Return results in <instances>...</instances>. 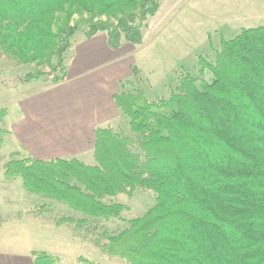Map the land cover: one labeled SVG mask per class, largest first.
Masks as SVG:
<instances>
[{
    "label": "trees",
    "instance_id": "1",
    "mask_svg": "<svg viewBox=\"0 0 264 264\" xmlns=\"http://www.w3.org/2000/svg\"><path fill=\"white\" fill-rule=\"evenodd\" d=\"M161 2L0 0V48L20 64L59 70L58 84L67 79L64 55L78 31L88 40L106 34L113 50L140 46ZM78 13L89 15L85 31L71 26ZM197 69L198 77L181 69L166 98L153 100L127 82L131 91L113 99L137 137L98 128L94 165L13 160L5 180L20 179L27 193L81 215L79 227L121 220L128 208L115 198L152 192L155 205L143 217L119 235H102V254L127 264H264V28L223 36L214 59L199 57ZM7 113L0 110V120ZM60 262L35 254V264Z\"/></svg>",
    "mask_w": 264,
    "mask_h": 264
},
{
    "label": "crops",
    "instance_id": "2",
    "mask_svg": "<svg viewBox=\"0 0 264 264\" xmlns=\"http://www.w3.org/2000/svg\"><path fill=\"white\" fill-rule=\"evenodd\" d=\"M194 1L201 11L232 12L238 27L264 28V0ZM71 52L65 81H39L22 90L0 88L12 95L13 103L0 120V131L4 132L0 145V264H35V254L42 253L35 246L39 234L46 231L48 218L47 212L35 209L46 199L27 193L19 179L5 181L1 174L6 163L16 157L77 159L94 165L96 130L109 127L123 116L113 97L128 91L127 82H134V62L112 55L106 34L75 44Z\"/></svg>",
    "mask_w": 264,
    "mask_h": 264
},
{
    "label": "rangeland",
    "instance_id": "3",
    "mask_svg": "<svg viewBox=\"0 0 264 264\" xmlns=\"http://www.w3.org/2000/svg\"><path fill=\"white\" fill-rule=\"evenodd\" d=\"M162 2L159 14L150 20L142 45L124 44L119 50L111 49L112 55H120L121 58L134 62L137 73L135 72L132 79L134 82L131 83L145 88L153 100L170 96V89L176 86V75L181 69H188L198 77L199 57L214 59L216 50L220 48L222 37L231 39L244 29L237 26V22L232 17L233 13L229 11H201L196 7L199 6L198 3L193 4L194 0H162ZM178 2L180 4L174 7ZM58 18L60 21L65 19L63 15H59ZM86 19H89L88 14L78 13L71 19V26L79 23L81 29L85 31ZM87 40L83 31H78L72 39V44L74 46ZM64 57L66 66V62H71L73 57L71 49L65 53ZM33 76L39 79L32 80ZM55 76H59V70L53 72L47 66L20 64L6 56L0 48L1 89L13 87L16 90H22L23 86L39 81L52 83ZM127 90L131 91V87H127ZM12 105V95L0 90V110H11ZM15 108L17 111V107ZM109 127L137 137L132 133L124 115L112 122ZM3 134L4 132L1 131L0 145L3 143ZM15 159L16 157H12V160ZM1 175L4 177V172ZM18 181L23 186L22 181L20 179ZM11 190L14 191L15 188ZM114 200L128 208L122 213L121 220L106 222L91 219L81 227L77 226V223L83 217L66 206L49 200L37 204L35 209H42L48 214L46 231L38 233L41 238L35 246L42 251L37 252L59 257L61 262L57 264H83L78 261L81 257L97 264H127L125 260L102 254L101 246L107 243L102 235L115 236L128 229L132 220L143 217L155 205V197L152 192L138 190L133 198L120 195ZM67 219H73L74 223L59 224L61 220Z\"/></svg>",
    "mask_w": 264,
    "mask_h": 264
}]
</instances>
